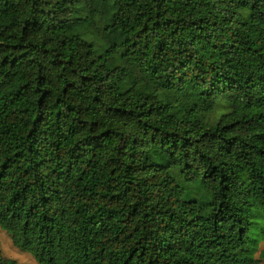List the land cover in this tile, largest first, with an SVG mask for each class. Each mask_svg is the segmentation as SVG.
<instances>
[{"label": "trees", "instance_id": "trees-1", "mask_svg": "<svg viewBox=\"0 0 264 264\" xmlns=\"http://www.w3.org/2000/svg\"><path fill=\"white\" fill-rule=\"evenodd\" d=\"M0 228L38 264L263 263L264 0H0Z\"/></svg>", "mask_w": 264, "mask_h": 264}, {"label": "rangeland", "instance_id": "rangeland-1", "mask_svg": "<svg viewBox=\"0 0 264 264\" xmlns=\"http://www.w3.org/2000/svg\"><path fill=\"white\" fill-rule=\"evenodd\" d=\"M224 113L223 108H219L218 111H216L209 119L210 124H215L219 121L220 116ZM0 242H1V250L3 253V256L7 259L14 260L20 264H38L36 260L32 257V255L28 253L21 252L19 249H17L14 244L12 239L7 235L6 232H4L0 228ZM264 249V241L260 243L259 246V252L257 253V258L259 257L260 251ZM261 264H264L261 263Z\"/></svg>", "mask_w": 264, "mask_h": 264}]
</instances>
